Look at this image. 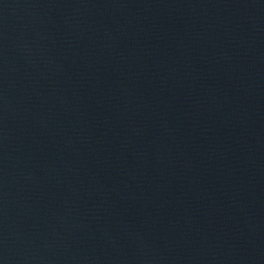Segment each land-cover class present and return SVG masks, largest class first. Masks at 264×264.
<instances>
[{
	"label": "water",
	"instance_id": "water-1",
	"mask_svg": "<svg viewBox=\"0 0 264 264\" xmlns=\"http://www.w3.org/2000/svg\"><path fill=\"white\" fill-rule=\"evenodd\" d=\"M0 264H264V0H0Z\"/></svg>",
	"mask_w": 264,
	"mask_h": 264
}]
</instances>
